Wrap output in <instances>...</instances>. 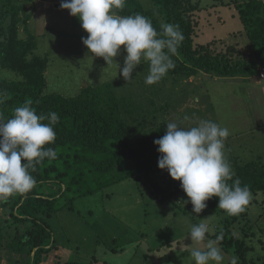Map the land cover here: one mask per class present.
Segmentation results:
<instances>
[{
    "label": "trees",
    "instance_id": "1",
    "mask_svg": "<svg viewBox=\"0 0 264 264\" xmlns=\"http://www.w3.org/2000/svg\"><path fill=\"white\" fill-rule=\"evenodd\" d=\"M31 1L61 3V0H0V70L7 69L20 76L13 81L0 78V98L4 101L0 104V113L6 119L11 118L14 109L26 101H31L38 115L56 112L60 117L53 126L56 141L48 146L55 148L57 158L50 162L46 159L37 166L32 173L37 183L31 192L0 202V264L3 257L9 264H47L51 254L60 247L47 223V219L67 206H59V198L68 196L73 185L88 173H106L129 162L136 169L139 186L149 185L157 199L172 202L179 212L195 219L193 206L186 203L189 198L180 182L158 167L160 153L154 140L162 137L167 128V122L159 115L166 116L171 105L166 103L151 109L154 100L150 103L148 98L138 94L135 100L132 96L118 95L114 82L88 85L75 97L49 93V59L36 54L34 36H20L22 25L27 30L31 18V15L22 18L26 4ZM218 7L236 11L243 26L239 34L248 39L244 48L247 52L238 41L228 44L215 39L204 45L195 42L199 26L197 14L209 10L217 12ZM115 11L122 16L142 14L152 21L158 32L164 23L179 24L185 39L177 54L171 57L175 67L166 75L170 77L166 83L173 84L175 78H196L200 74L261 81L264 0H127L123 10ZM216 14L222 22V17ZM166 83L164 86L168 85ZM226 158L235 172L233 180L239 178L242 186L249 187L252 200L244 212L229 215L219 230L207 235L213 240L219 236L218 245L225 251L232 250L238 258L237 264H264V256L257 255V247L264 248V160L258 157L242 162L237 156ZM157 174L163 175L162 182ZM122 180L124 178L115 182ZM51 184L59 185L55 194L47 191ZM206 204L213 212L222 211L217 197ZM69 209L74 211L72 206ZM98 262L94 257L91 264Z\"/></svg>",
    "mask_w": 264,
    "mask_h": 264
},
{
    "label": "rangeland",
    "instance_id": "2",
    "mask_svg": "<svg viewBox=\"0 0 264 264\" xmlns=\"http://www.w3.org/2000/svg\"><path fill=\"white\" fill-rule=\"evenodd\" d=\"M142 3L148 6L145 1ZM60 4L28 2L22 18L26 15L31 18L27 30L24 25L20 30L22 38L34 36L36 54L49 59V93L75 97L88 85L114 82L118 95L132 96L135 100L138 94L148 98L150 103L154 100L151 109L169 103L171 109L167 115H159L167 123L174 122L188 129L201 120H210L227 127L231 135L225 141L226 157L237 156L242 162L258 157L264 160V84L258 79H222L200 74L191 79L175 78L173 84L166 83L170 77H165L159 83L146 85L148 67L143 63L136 67L133 80L127 83L116 64L107 66L103 58L91 56L81 39L88 34L79 19L71 16L69 10L61 9ZM215 10L217 12L209 10L197 14L199 26L195 42L204 45L215 39L228 44L238 41L247 52L244 48L248 39L239 34L243 26L236 11L223 7ZM216 13L222 17V22ZM124 55L126 53L114 58L121 68ZM0 78L13 81L20 76L2 69ZM165 83L168 85L164 86ZM136 175L130 162L106 173L92 171L73 185L68 196L59 198L58 205L67 206L47 219V223L53 231V239L66 252L62 261L68 257L71 263L91 264L95 257L99 264L104 261L114 264H195L190 251L193 248L204 250L205 243H191L188 238L191 227L206 222L211 230L208 234H212L221 228L229 215L224 210L213 212L206 207L193 219L190 214L179 212L172 202L157 199L149 185L139 186ZM156 177L163 181V175ZM121 178L124 180L115 182ZM58 188L59 185L51 184L47 191L55 194ZM69 199L73 200L69 202ZM70 206L74 211L69 209ZM207 238L211 239L208 235ZM221 250L223 264H231L233 258L238 261L232 250ZM257 255L264 256V248L257 247ZM60 259L52 256L49 260L58 264ZM1 264H9L8 259L3 257Z\"/></svg>",
    "mask_w": 264,
    "mask_h": 264
},
{
    "label": "clouds",
    "instance_id": "3",
    "mask_svg": "<svg viewBox=\"0 0 264 264\" xmlns=\"http://www.w3.org/2000/svg\"><path fill=\"white\" fill-rule=\"evenodd\" d=\"M126 4L127 0H61L60 8L79 19L88 34L81 38L82 43L91 56L103 58L107 66L116 64L127 83L133 80L136 67L146 62L145 84L159 83L175 67L171 57L185 39L183 32L179 24L172 23L162 24L158 32L152 21L139 13L118 15L115 10H123ZM122 53L126 55L121 68L114 58ZM3 102L0 98V104ZM59 120L56 112L38 115L31 101L15 108L11 118L0 113V202L31 192L37 183L32 175L37 166L57 158L55 148L48 145L56 141L53 126ZM166 125L165 134L154 140L160 153L158 167L180 182L192 212L201 214L206 201L213 197L218 198V208L230 216L244 212L252 193L239 178L233 180L235 172L225 155L229 129L210 120H201L188 129L174 122ZM210 231L206 222L190 229L191 243H205L204 250L190 251L195 264H223L220 237L208 239ZM231 264H237V259Z\"/></svg>",
    "mask_w": 264,
    "mask_h": 264
},
{
    "label": "crops",
    "instance_id": "4",
    "mask_svg": "<svg viewBox=\"0 0 264 264\" xmlns=\"http://www.w3.org/2000/svg\"><path fill=\"white\" fill-rule=\"evenodd\" d=\"M260 83H262L261 81H260ZM52 256H57V260H58V258L60 259V258H62V259H60L57 263L58 264H66L67 262H69L68 260H69V258L68 257H66L68 260H65V261H62V260H64V256H66V252H63V250L62 249H60V247H59V249L56 251V252H54L53 254H51ZM52 256L50 257V258H52ZM49 258V259H50ZM53 262H51V260H48L47 261V264H52ZM97 264H99V263H97ZM104 264H114V263H107V262H105L104 261Z\"/></svg>",
    "mask_w": 264,
    "mask_h": 264
},
{
    "label": "built area",
    "instance_id": "5",
    "mask_svg": "<svg viewBox=\"0 0 264 264\" xmlns=\"http://www.w3.org/2000/svg\"><path fill=\"white\" fill-rule=\"evenodd\" d=\"M260 79L264 82V70H262L260 73Z\"/></svg>",
    "mask_w": 264,
    "mask_h": 264
}]
</instances>
